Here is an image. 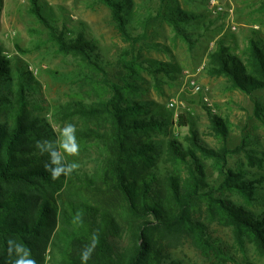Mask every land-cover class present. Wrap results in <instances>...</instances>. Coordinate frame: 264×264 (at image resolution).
<instances>
[{
    "label": "trees",
    "instance_id": "16d2710c",
    "mask_svg": "<svg viewBox=\"0 0 264 264\" xmlns=\"http://www.w3.org/2000/svg\"><path fill=\"white\" fill-rule=\"evenodd\" d=\"M31 1L30 12L47 28L49 39L62 53L78 56L81 72L87 70L81 77L95 97L87 104L77 99L57 107L65 124L76 127L80 153L67 160L80 166L52 179L44 167L47 155L41 156L35 144L55 140L57 134L28 109L38 83L27 70L15 69L0 46V264H16L24 255L16 244L36 264H81L80 253L93 232L99 233L100 244L88 264H179L170 252L187 239L206 254L213 252L211 264H221L228 257L210 241L211 223L229 227L240 244H252L264 257V203L256 211L249 208L259 199L255 188L260 182L246 178L242 168L228 167L234 149L205 143L186 113L178 115L177 123L188 126L184 142L169 135L170 113L139 99L134 81L143 65L135 56L120 55L119 71L109 77L92 42L82 34L66 40L41 13L38 0ZM99 2L111 11L119 33L136 42L125 26L123 0ZM186 17L183 13L179 20ZM179 20L167 18L187 39ZM232 48L223 38L217 40L208 55V73L226 77L230 89L250 96L264 90V43L250 38L239 54ZM205 108L213 136L225 141L226 121ZM254 108L264 126V109L256 103ZM206 161L218 182H207ZM9 240L16 244L9 246Z\"/></svg>",
    "mask_w": 264,
    "mask_h": 264
},
{
    "label": "rangeland",
    "instance_id": "374dc122",
    "mask_svg": "<svg viewBox=\"0 0 264 264\" xmlns=\"http://www.w3.org/2000/svg\"><path fill=\"white\" fill-rule=\"evenodd\" d=\"M123 2L125 26L131 37L138 39L136 42L119 33L111 11L99 0L37 1L41 13L51 19L48 23L66 40L82 34L86 41L94 44L97 59L109 77L117 75V61L123 53H128L127 59L133 55L142 63L143 68L134 81L139 89V99L162 105L170 113L169 121L173 125L169 127V135L184 142L188 126L177 123L178 115L186 113L205 143L213 147L224 143L234 149L227 158L228 167L242 168L246 178L260 182L255 188L259 199L249 206L256 211L264 203V126L257 118L254 106L256 103L264 109V90L250 96L230 89L226 77L208 73V55L221 38L234 46L232 52L236 54L244 49L250 38H258L264 43V0ZM31 4V0H0V46L11 57L15 69L27 70L38 83L37 90L30 96V115L47 120L58 136L66 120L61 118L57 107L77 99L87 104L95 94L81 77L87 70L81 72L78 56L62 53L49 39L47 28L30 12ZM183 13L186 19L179 20ZM169 17L183 24L187 39L177 34L167 21ZM185 70L208 88L204 96L209 98L211 105L202 101L201 94L191 92ZM171 98L176 99L178 105L168 108ZM205 106L226 121L225 141L213 136ZM205 175L211 184L219 180L210 161H206ZM227 197L244 204L236 194L227 193ZM207 233L210 241L227 254L228 260L221 264H264V257L255 247L246 241L240 244L229 227L211 223ZM170 256L179 264L216 261L213 252L206 254L190 239L171 249Z\"/></svg>",
    "mask_w": 264,
    "mask_h": 264
},
{
    "label": "clouds",
    "instance_id": "9594fccd",
    "mask_svg": "<svg viewBox=\"0 0 264 264\" xmlns=\"http://www.w3.org/2000/svg\"><path fill=\"white\" fill-rule=\"evenodd\" d=\"M41 156L47 155V160L44 163L45 170L51 174L52 179H59L62 175L69 176L74 171L79 169V163L76 161L68 162L67 157H77L80 153V145L76 137V127L74 124L67 123L60 130L57 139L37 140L35 144ZM76 219L82 223L83 213L76 212ZM9 246L16 244L14 241H8ZM100 244V235L98 232H93L90 237V242L84 246L80 253L81 264H88L95 249ZM18 245L17 253L23 252L24 255L16 260V264H36L35 259L29 258V253L22 245ZM9 253L11 248L9 247Z\"/></svg>",
    "mask_w": 264,
    "mask_h": 264
},
{
    "label": "built area",
    "instance_id": "2783aa9c",
    "mask_svg": "<svg viewBox=\"0 0 264 264\" xmlns=\"http://www.w3.org/2000/svg\"><path fill=\"white\" fill-rule=\"evenodd\" d=\"M184 76L187 80V84H188L191 92L201 94L202 95V101L205 104L211 105L209 98L207 96H204V95H206L205 93L208 92V88L206 86L201 85L197 81H195V79L192 77V74H190V72L188 70L184 71ZM177 105H178V101L174 98H171L167 103L168 108H172V107H175Z\"/></svg>",
    "mask_w": 264,
    "mask_h": 264
}]
</instances>
